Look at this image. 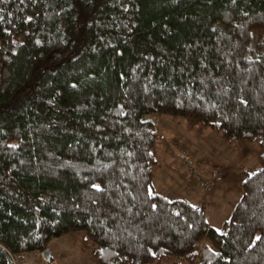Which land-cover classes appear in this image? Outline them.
I'll return each mask as SVG.
<instances>
[{
  "label": "trees",
  "instance_id": "16d2710c",
  "mask_svg": "<svg viewBox=\"0 0 264 264\" xmlns=\"http://www.w3.org/2000/svg\"><path fill=\"white\" fill-rule=\"evenodd\" d=\"M262 43L264 0H0V264L73 232L99 264H264V153L217 230L152 190L146 118L263 147Z\"/></svg>",
  "mask_w": 264,
  "mask_h": 264
},
{
  "label": "rangeland",
  "instance_id": "374dc122",
  "mask_svg": "<svg viewBox=\"0 0 264 264\" xmlns=\"http://www.w3.org/2000/svg\"><path fill=\"white\" fill-rule=\"evenodd\" d=\"M259 43L257 46L259 47ZM264 45V43H262ZM257 46H254L252 49L253 53H258ZM150 119L155 127H156V143L154 148V159L155 164L152 167V190L155 193L162 194L169 199H179L184 197L188 199L183 194L188 189V186L191 185L193 191L198 194L200 193L199 182L204 190L208 193L213 192L214 182L217 181L220 177V172L218 170H214L216 172L217 178L212 180L208 179L210 174L215 169L213 166L212 160L208 157L203 159L201 163L198 165L197 163L190 164L189 154L188 152L181 148L182 137H185V134L181 130L180 126H183V119L181 118H172L165 115H156L151 114L146 117ZM185 122V121H184ZM186 124V123H185ZM187 127V126H186ZM188 128V127H187ZM196 128V129H195ZM196 131L188 134L189 137H195L198 135L199 137L195 140L189 138L190 143L188 145H192V150L195 153H198V157H202L203 149L210 150L211 157L214 158L220 149V143L218 140L221 139L218 135H215L211 131H204L201 127H194ZM192 130V129H189ZM201 130V131H200ZM200 138V140H198ZM256 153L250 154V157L247 161L245 168L249 170L247 172L253 173L258 168L257 156L264 153V146L260 147L257 144ZM182 152L185 155L186 159L183 160L180 158L182 156ZM206 154V153H205ZM255 158V159H254ZM211 161V162H210ZM205 169V171H204ZM192 170V171H191ZM212 170V171H211ZM235 176H238L235 174ZM243 179V177H242ZM212 187L210 191H207L203 184H211ZM182 193L180 196H176L177 194ZM219 202V201H217ZM215 211V210H214ZM229 218V214H226V219ZM49 250L52 255L51 261L46 262L41 253H37V257L41 259V261H37L33 255H26L22 259L17 260V264H99V262L94 257V252L96 250L95 245H93L85 236L83 232H73L66 234L62 237L52 239L49 244ZM48 249V248H47ZM163 264H188L182 260H174L171 262L165 261Z\"/></svg>",
  "mask_w": 264,
  "mask_h": 264
},
{
  "label": "crops",
  "instance_id": "0c3cea01",
  "mask_svg": "<svg viewBox=\"0 0 264 264\" xmlns=\"http://www.w3.org/2000/svg\"><path fill=\"white\" fill-rule=\"evenodd\" d=\"M182 123L183 126H180V128L185 134V137H182L183 139L181 141L182 143L180 147L188 152L190 157V164L192 165L193 163H197L199 165L201 161L206 158V160L209 161L208 157L210 155L209 158L212 160L213 166L215 167L213 171L218 170L220 172L219 179L214 182L212 193L206 192L201 184L197 182L200 185L199 188L201 194L193 191L191 185L188 186V189L185 193L183 192V194H189L185 195L188 198V201L197 205H203L206 209V216L209 225L219 230L222 227L223 222L227 220L226 214H229L230 216L232 209L241 196V183L243 181L242 177L244 174L243 172L249 170L248 168H245V166L246 164H248V162H250L251 159L249 161L247 160L250 157V154L253 155L256 153L255 149L257 148L256 146H253L255 145L254 143L248 141H243L237 145L229 147L222 140V142L218 140V143H220L221 146L219 149V153L214 158L211 157L210 150L207 149H203L202 157H198V153H195V151H193L194 149L192 150L193 146L190 144L188 145V142L190 143L189 138L195 140L199 137L198 135L196 136V138L193 136L189 137L191 133L196 131V128L189 130L186 127L185 122L183 121ZM198 140H200V138ZM209 173L207 172V181L210 180ZM235 174H237L238 176H235ZM181 194L182 193L177 194L176 196H180ZM182 198L184 197H181L179 199ZM47 250L50 253L49 246ZM29 255H33L37 261H41V259L37 257V253H31ZM51 259L52 255L50 253V261Z\"/></svg>",
  "mask_w": 264,
  "mask_h": 264
},
{
  "label": "built area",
  "instance_id": "2783aa9c",
  "mask_svg": "<svg viewBox=\"0 0 264 264\" xmlns=\"http://www.w3.org/2000/svg\"><path fill=\"white\" fill-rule=\"evenodd\" d=\"M181 158L183 159V160H185L186 159V157H185V155L183 154V152H182V156H181ZM192 171V170H191ZM210 178L212 179V180H215L216 178H217V176H216V172L214 171V172H212L211 174H210ZM204 185V187H205V189L207 190V191H210V188L212 187V183L211 184H203Z\"/></svg>",
  "mask_w": 264,
  "mask_h": 264
},
{
  "label": "water",
  "instance_id": "95a60500",
  "mask_svg": "<svg viewBox=\"0 0 264 264\" xmlns=\"http://www.w3.org/2000/svg\"><path fill=\"white\" fill-rule=\"evenodd\" d=\"M41 256L43 257V259L48 262L50 261V253L48 250H45L44 252L41 253Z\"/></svg>",
  "mask_w": 264,
  "mask_h": 264
}]
</instances>
